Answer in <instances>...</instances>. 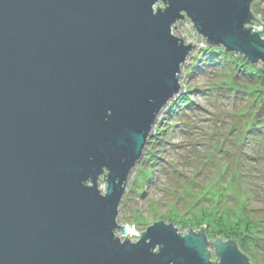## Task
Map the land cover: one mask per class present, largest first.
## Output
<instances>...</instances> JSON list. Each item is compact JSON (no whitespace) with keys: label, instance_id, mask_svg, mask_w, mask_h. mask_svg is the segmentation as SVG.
I'll use <instances>...</instances> for the list:
<instances>
[{"label":"water","instance_id":"95a60500","mask_svg":"<svg viewBox=\"0 0 264 264\" xmlns=\"http://www.w3.org/2000/svg\"><path fill=\"white\" fill-rule=\"evenodd\" d=\"M254 1L0 0V264H252L232 237L118 216L196 49L175 25L264 71Z\"/></svg>","mask_w":264,"mask_h":264},{"label":"rangeland","instance_id":"374dc122","mask_svg":"<svg viewBox=\"0 0 264 264\" xmlns=\"http://www.w3.org/2000/svg\"><path fill=\"white\" fill-rule=\"evenodd\" d=\"M251 10L264 24V0ZM174 34L196 49L182 68L181 92L159 115L130 176L119 224L137 233L157 221L181 234L204 229L208 241L232 237L252 264H264L261 64L204 46L188 19Z\"/></svg>","mask_w":264,"mask_h":264},{"label":"trees","instance_id":"16d2710c","mask_svg":"<svg viewBox=\"0 0 264 264\" xmlns=\"http://www.w3.org/2000/svg\"><path fill=\"white\" fill-rule=\"evenodd\" d=\"M212 49H214V48H212ZM216 49H220L221 50V47H218V48H216ZM225 51V50H224ZM225 52H227V51H225ZM245 63V62H244ZM205 66L207 65V64H204ZM212 65V64H211ZM241 65H243V64H241ZM248 64L246 63V66H247ZM249 67V66H248ZM260 72L262 71V72H264L263 70H262V68L259 70ZM231 239V238H230ZM233 240V239H232ZM235 241V240H234ZM236 242V241H235Z\"/></svg>","mask_w":264,"mask_h":264},{"label":"bare ground","instance_id":"6f19581e","mask_svg":"<svg viewBox=\"0 0 264 264\" xmlns=\"http://www.w3.org/2000/svg\"><path fill=\"white\" fill-rule=\"evenodd\" d=\"M255 1H256V0H255ZM169 102H170V101H169ZM169 102H168V103H169ZM167 105H168V104H167ZM156 122H157V121H156ZM154 126H155V125H154ZM151 136H152V135H151ZM150 138H151V137H150ZM148 140H149V139H148ZM147 143H148V142H147ZM146 145H147V144H146ZM144 152H145V150H144ZM143 155H144V153H143ZM142 157H143V156H142ZM141 159H142V158H141ZM139 162H140V161H139ZM122 198H123V197H122ZM188 232H189V231H188ZM188 232H187V233H188ZM205 233H206V232H205ZM183 234H184V233H183ZM234 242H235V241H234ZM235 243H236V242H235ZM236 245H237V244H236ZM237 247H238V246H237Z\"/></svg>","mask_w":264,"mask_h":264}]
</instances>
